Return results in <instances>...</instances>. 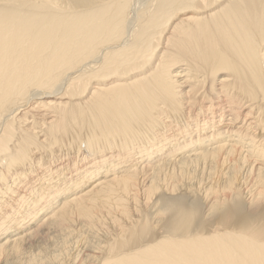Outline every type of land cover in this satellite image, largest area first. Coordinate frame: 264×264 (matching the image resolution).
Wrapping results in <instances>:
<instances>
[{
	"label": "bare ground",
	"instance_id": "6f19581e",
	"mask_svg": "<svg viewBox=\"0 0 264 264\" xmlns=\"http://www.w3.org/2000/svg\"><path fill=\"white\" fill-rule=\"evenodd\" d=\"M148 1L0 0V264H264V0Z\"/></svg>",
	"mask_w": 264,
	"mask_h": 264
},
{
	"label": "rangeland",
	"instance_id": "374dc122",
	"mask_svg": "<svg viewBox=\"0 0 264 264\" xmlns=\"http://www.w3.org/2000/svg\"><path fill=\"white\" fill-rule=\"evenodd\" d=\"M148 0H132V13L133 15L137 13L139 10L146 7ZM149 2V1H148ZM38 251L34 252V255L42 254V253H54L55 251H59L60 244L58 242H51L48 245H41L39 246ZM36 250V249H35ZM30 258H27L23 261V264H28V260Z\"/></svg>",
	"mask_w": 264,
	"mask_h": 264
}]
</instances>
